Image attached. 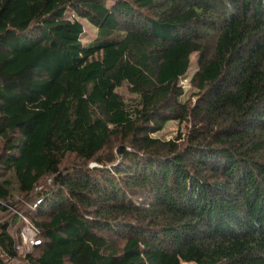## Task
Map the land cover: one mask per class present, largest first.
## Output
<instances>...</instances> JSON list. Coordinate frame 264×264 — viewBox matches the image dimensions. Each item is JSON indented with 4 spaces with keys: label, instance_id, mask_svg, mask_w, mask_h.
<instances>
[{
    "label": "trees",
    "instance_id": "trees-1",
    "mask_svg": "<svg viewBox=\"0 0 264 264\" xmlns=\"http://www.w3.org/2000/svg\"><path fill=\"white\" fill-rule=\"evenodd\" d=\"M181 262L264 264V0H0V264Z\"/></svg>",
    "mask_w": 264,
    "mask_h": 264
},
{
    "label": "rangeland",
    "instance_id": "rangeland-1",
    "mask_svg": "<svg viewBox=\"0 0 264 264\" xmlns=\"http://www.w3.org/2000/svg\"><path fill=\"white\" fill-rule=\"evenodd\" d=\"M112 1V0H111ZM82 23H83V27H84V32L82 34V40L83 42L84 41H90L92 38L95 37L96 35V32L94 30V27L91 26L90 23L86 22L84 19H81ZM188 79H184L183 80V87L184 89L186 90V94H187V90L190 88L189 84H188ZM118 92H120L124 97H127V98H130L131 97V94L129 93L128 89H127V85L124 84L122 86H120L118 89ZM184 127L183 125H179V123L177 121H169L167 122V124L163 127L162 130L158 131V132H155L154 135L156 136H161L163 138H172L174 136L177 135V133L180 131V130H183ZM17 197H14L13 200H16ZM16 210L14 211V214H15ZM19 218H20V227L19 228H22L23 225L26 223V221L18 214ZM6 218H10L9 217H6ZM26 220L30 221V219L26 216ZM18 225H19V222H18ZM17 226H13V229L14 228H17ZM15 233V234H14ZM16 233L17 232H13V234L16 236ZM35 246H33L32 248H28L24 251H21L19 252V255L21 256H24L26 255V253H29V252H32V250L34 249ZM25 251H27L25 253ZM181 264H195L193 262H181Z\"/></svg>",
    "mask_w": 264,
    "mask_h": 264
},
{
    "label": "built area",
    "instance_id": "built-area-1",
    "mask_svg": "<svg viewBox=\"0 0 264 264\" xmlns=\"http://www.w3.org/2000/svg\"><path fill=\"white\" fill-rule=\"evenodd\" d=\"M26 223L19 231V243L17 244L18 253L24 251L28 248H32L33 246L40 243V238L38 236V229L31 222L26 220V216L20 215ZM27 251H25L26 253Z\"/></svg>",
    "mask_w": 264,
    "mask_h": 264
}]
</instances>
